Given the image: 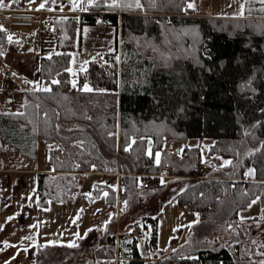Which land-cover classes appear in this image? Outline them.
Listing matches in <instances>:
<instances>
[{"label": "trees", "instance_id": "16d2710c", "mask_svg": "<svg viewBox=\"0 0 264 264\" xmlns=\"http://www.w3.org/2000/svg\"><path fill=\"white\" fill-rule=\"evenodd\" d=\"M185 5V0H93L77 16H48L60 49L39 59L38 78L49 91L33 88L21 111L0 113V137L30 159L36 158L37 140L54 144L48 153L53 171L36 173L37 205L70 199L79 189L76 180L92 169L117 168L124 199L138 189L136 174L149 171L146 165L166 138L183 143L212 138L208 154L229 163L218 169L209 164L174 199L184 210L199 212L210 227L223 223L237 238L232 247L194 246L144 261L137 238H128L119 245L120 264H260L264 228L251 240L244 233L248 221L238 213L257 198L264 224V19L187 15L192 9ZM98 21L119 25V60L111 55L101 66L89 59L72 89L69 50L78 25ZM85 81L92 91L82 90ZM72 124L79 128H64ZM201 163L198 146L185 145L179 155L164 151L161 164L176 175L193 176ZM250 167L252 179L245 175ZM95 189V194L107 190L108 201L115 202L116 190L101 184ZM133 223H144L146 247L155 249L156 215ZM93 253L98 264L114 258V234ZM35 254L36 261L44 257L43 250Z\"/></svg>", "mask_w": 264, "mask_h": 264}, {"label": "rangeland", "instance_id": "374dc122", "mask_svg": "<svg viewBox=\"0 0 264 264\" xmlns=\"http://www.w3.org/2000/svg\"><path fill=\"white\" fill-rule=\"evenodd\" d=\"M91 1L93 0H84L81 4L77 5L76 1L74 0V2L72 1L65 8V10L73 9L74 12L68 11L56 14L77 16L80 12L87 11V5ZM232 1L234 0H190V2L187 3V6H185L188 7L189 3L194 4L197 2L198 5H195V8L201 14H221V12H229V10L224 7V4L227 3L228 7V4H234ZM235 7L236 5L234 4V8ZM186 14L195 15L193 12H186ZM48 16H50L49 12L45 15V18L47 19ZM0 26L6 30H8L7 28H10V26L6 25L0 24ZM89 26L93 27L96 32H99L107 25L101 21H98L96 24H93V26ZM85 27L86 24L79 25L76 41L69 50L70 65L68 69H71V71L68 72L72 86L73 81H75V88H78L79 74L86 68L89 59L99 58L106 64L105 60L111 55L117 57L118 60L120 57L118 56L119 53H115L113 51H93L90 56L86 48L87 45L83 44L85 41V43L91 42L89 41V38L88 40H83V30ZM47 28L50 30V26H47ZM23 29L31 30L29 27H24ZM54 39L56 38L54 37ZM97 40V44L103 43L101 38ZM107 44L108 43L105 45ZM108 45L111 47L110 43ZM13 53L14 48L11 47L7 49V52L4 54H6L8 57ZM10 60L11 58L9 61ZM30 72V74H32L33 71L30 70ZM85 84L90 87L88 82ZM85 84H83L82 87H84ZM46 87L47 85H44L42 88ZM212 141V138H204L201 140L198 138H188L186 145H198L201 151L202 164L207 165L209 163L207 149ZM38 142H42L41 146L45 144L44 141L37 140L36 158L38 154ZM181 146L182 143L180 142L175 145L174 148L179 149ZM21 156L18 155V161L10 162V165L20 167H43L46 162L43 157V150L40 151V155H38V159L36 161H34L36 158L30 159ZM217 156L218 159H226L224 156L218 154ZM246 177L248 179H252L254 177V169L253 175L251 177ZM189 182V179L178 178L166 180L163 185L151 187L149 189H132L129 191L125 201L120 198L121 201H123V203L121 202V207L124 205V208L121 209V211L126 217H130L133 212H157L158 242L155 248L157 252H170V250L173 249L171 247L175 246V242L179 240H186L188 235L190 237L193 235L195 236L196 233L200 231L201 227L203 228L202 232H205L204 235L206 236V241L198 244H196V241L195 244L189 242L187 246L190 248L194 246L216 248L224 245L231 248L232 243L235 242L237 238L231 234V232L226 230L224 225H222L223 223H220L217 227H210V225L204 220H198L199 213L197 211L184 210L180 207L177 200L173 198V196L178 191L183 189ZM99 184L111 187L114 190L118 187L114 177L95 176L86 173L83 180L79 184V189L72 194L70 199L65 201H49L47 205H37L35 202H33V200L30 201L29 204L31 205V209H35L37 212V223L33 228L34 230L32 235L38 239V243L36 248L34 247L29 250H25V248L22 250L11 247V255L6 254L8 251H10L9 246H0V248L3 249V251L0 252H4V254L11 256V260H9L8 264H67L68 262H75L76 264H79V262L82 263L83 261L87 262L88 264H96L93 249L96 245L102 243L103 234L110 232V228L113 225V216H116L118 208H121L119 206L120 204L117 205L115 202L113 203L108 201V198L105 195L107 190L101 191L99 194H95V188ZM253 201H255V203H253ZM132 209L134 210L133 212ZM260 212L261 206L259 200L255 198L247 207L241 209L238 213L239 219H246L248 221V228L244 230V233L247 235V237L252 238L251 240L260 238L261 229L264 228V224L260 219ZM110 215L113 216L108 218ZM21 216L23 217V215ZM251 217L254 218L251 220ZM77 236H79V238L76 239ZM239 238L241 237H238V239ZM249 238L247 240H250ZM139 247L142 251L145 250L144 238L139 239ZM244 248L246 250L249 248V243L246 242V240ZM37 250L44 251V254L39 255L44 257H39L40 259H38V261L35 260V253ZM79 256L81 257L79 258V261H77ZM145 257L148 258V256ZM81 258L82 260H80ZM118 262V264H120L123 262V259L119 258ZM104 264H117L116 257L108 259L106 262H104Z\"/></svg>", "mask_w": 264, "mask_h": 264}, {"label": "crops", "instance_id": "0c3cea01", "mask_svg": "<svg viewBox=\"0 0 264 264\" xmlns=\"http://www.w3.org/2000/svg\"><path fill=\"white\" fill-rule=\"evenodd\" d=\"M72 1L73 0H34V2L29 3V0H15V2H13V0H3L4 4L8 5L7 7L4 8H10V9H39V5L41 3H44L45 7L42 10L48 11L50 15L51 14L54 15L60 12H68V11L74 12L73 9L65 10L66 6ZM75 1L78 5L81 4L82 1L84 0H75ZM232 2L236 5V7L234 8V4H228L229 6L227 7V3H226L224 4L225 6L224 5L223 6L226 7L227 10H229V12L228 11H226L225 13L221 12V14L220 13H214V14L209 13L208 15L201 14L195 8V5L196 6L198 5L197 2L194 3V7L191 9L196 16L235 17V18L241 17V18L264 19V2H262V0H236V1L234 0ZM79 25H83V24H79ZM24 27H28V26L10 27L7 28L8 30L4 28L3 31H0V38H1L0 53H2L0 54V78L2 79V82L5 85L9 84L10 82H15L17 84L16 87L13 89H6L5 91H1L0 113L21 111L23 104L28 99L27 92L33 88L43 89L42 87L45 84H43L38 78L39 59L41 56H48L52 53H56L60 51L57 45V38L54 39V36L52 34L54 31L51 28L45 35H42V37L39 38V36H37L35 30L32 27H29L31 30L23 29ZM83 33H84L83 40H88L89 38V41H91L90 43L88 42L85 43L86 41L83 42V44L87 45L86 48L90 56L93 53V51L96 52L113 51L115 53H119L120 51L119 25H115V26L107 25L103 30L96 32L93 27L89 26V24H86ZM9 36H11V42L8 39ZM99 38L103 40V43L97 44L98 41L97 39ZM106 43L108 44L110 43L111 47L108 44L105 45ZM11 47L14 48V53L16 55L13 53L11 56L7 57V55L4 53H6L7 49ZM10 58L11 60L9 61ZM30 70L33 71L32 74H30L31 73ZM86 82L87 81L83 82V84H85ZM46 88H48V86ZM71 88L77 89L72 85ZM64 128L75 129V128H79V126H77L76 124H72V125L64 126ZM169 139H173V138H166L162 150L155 152V154L159 153V161H160L159 164L156 163L155 154H154L153 164L160 165L162 163L163 152L167 151V148H169L167 144V141ZM173 141L174 144L172 145V148L176 150L179 155L187 142L185 143L181 142L182 146L179 149H177L174 148V146L180 143V141L175 139H173ZM213 142L214 140L209 144V146L212 145ZM41 143L42 142H38V154H37V158L34 159V161L38 159V155H40V151L43 150V157L46 160L43 167L13 166L10 165L11 164L10 162H14V161L17 162L18 155L20 154L16 151L14 147H12L10 144H7L4 138L0 137V226H3L2 229H0V246L1 247L5 246V244L3 243L4 241H7L8 245H11L9 246L10 251H8L6 254L11 255V247L16 249L31 248V247H35L38 243V239L32 235L34 230L33 228L37 223V212L35 209H31L30 207L31 205L29 204V202L33 200V202L36 203L38 197L36 194V179H35L36 173L53 171L51 165L48 162V153L49 150L54 146V144H48V143H45L43 146H41L42 145ZM150 143L151 142L149 141L147 147L148 153L150 152ZM194 146H198V145H191L188 147H194ZM207 154H208V149H207ZM207 156L209 163L207 162L208 164L204 165L205 167L211 164L215 169H218L221 166L228 164L225 163V161L228 162L230 161V159L227 157H225L226 159H218L217 154H208ZM250 170H251V174H249ZM87 174L95 175V176L114 177L116 179V183L118 186L116 188L117 190L115 189L116 190L115 203L117 205L120 204L119 206L121 207V202L123 203V201H125V198H127V196L124 199H122L123 201H121L120 196L118 194L121 173L117 168L107 173H102L96 171L95 169H92L90 171H87ZM245 175L248 177H251L253 175L252 167H250L245 171ZM178 178L189 179L190 182L193 179H195V177L193 176L176 175L172 178L163 179V183L161 182L160 186L163 185L166 182V180H172ZM123 208L124 205L120 209L118 208L116 212V216L110 215L108 217L110 218L111 216H113L112 219L113 225L110 228V232H108L107 234H103V239H102V243H104L106 236L109 233L114 234L115 249H116L115 257L117 260V264L119 263L118 262L119 258H122L124 260V258L121 256L119 252L120 242L122 241V239L134 238V237L123 236L121 235V232L127 228L128 224L133 223V221L137 219L150 215L151 216L156 215L157 217V212L136 213L133 212L134 211L133 209H132L133 214L130 217H126L121 211V209ZM21 215H23V217ZM9 217H12V219H8ZM198 220L199 221L203 220V218L200 216V213ZM157 221H158V217H157ZM138 226L142 227L145 230L144 223ZM202 230L203 228L201 227L200 231L197 232L195 236L193 235L192 237H190L188 235L186 237V240L184 241L179 240L175 242L176 243L175 246L171 247L173 249H171L170 252L167 253H164L163 251L157 252L156 249L149 250L146 247V243H145L146 236L144 234L142 237H140V238H144V245H145L144 251H142L139 247L140 238H137V246L141 258L144 261H150L155 259L154 256H164L168 253L179 252L184 248L187 250H192L194 247L190 248L189 246H187L189 242L195 244L196 241V244H198L206 241L205 240L206 236L204 235L205 232H202ZM77 238H79V236H77L76 239ZM157 242H158V236H157ZM0 251H3V249L0 248ZM6 254H4V252H0V264H4V263L6 264V262H9V260H11V256L10 255L8 256ZM145 256H148V258ZM80 257L81 256L77 258V261H79ZM80 260H82V258ZM95 263L98 264L96 260ZM67 264H76V263L68 262ZM79 264H88V263L83 261L82 263L79 262Z\"/></svg>", "mask_w": 264, "mask_h": 264}, {"label": "built area", "instance_id": "2783aa9c", "mask_svg": "<svg viewBox=\"0 0 264 264\" xmlns=\"http://www.w3.org/2000/svg\"><path fill=\"white\" fill-rule=\"evenodd\" d=\"M189 1L190 0H185L186 6ZM47 13L48 11L42 9H10L0 7V24L10 27H32L35 30L37 36L41 38L42 35H45L49 31V28H47L48 22L45 18V15ZM52 34L55 38L57 37L56 33L53 32ZM96 61L99 65L105 66V63L99 58H97ZM16 85L17 84L15 82H10L9 84L5 85L0 78V91L13 89L16 87ZM167 144L169 146V148H167V151L177 155L178 152L172 148V145L174 144L173 139H169L167 141ZM146 167L149 171L136 174V176L138 177V189H149L151 187H157L160 185L161 180L176 176V174L172 172V167L170 165H155L152 163L146 165ZM153 168H155V170H152ZM197 169L198 171L195 175H193V177L200 178L203 176V174H205L206 167L201 163ZM86 173L87 172H83L80 178L76 180V182L80 183ZM121 235L140 238L144 235V229L136 225L135 223H130L127 225V228L121 232Z\"/></svg>", "mask_w": 264, "mask_h": 264}, {"label": "snow or ice", "instance_id": "6c2138e0", "mask_svg": "<svg viewBox=\"0 0 264 264\" xmlns=\"http://www.w3.org/2000/svg\"><path fill=\"white\" fill-rule=\"evenodd\" d=\"M13 2H15V0H13ZM32 2H34V0H29V3H32ZM73 2H74V0H73ZM262 2H264V0H262ZM7 6L8 5L4 4L3 0H0V7H7ZM44 7H45V4L44 3H41L39 5V9H43ZM188 7L189 8H193L194 7V4L189 3L188 4ZM39 9H37V10H39ZM3 30H4L3 27L0 26V31H3ZM8 39L11 42V36H9ZM0 54H2V53H0ZM68 71H71V69H68ZM13 75H15V74H13ZM29 83H31V82H29ZM52 83H58V81H52ZM73 87H75V81H73ZM41 90L42 91H49L48 88H43ZM82 90L83 91H89V92L92 91V89L87 84L84 85V87H83ZM20 114L22 115V113H20ZM127 150L128 149L126 148L125 151H127ZM149 154L151 155V153H149ZM155 155H156V163L159 164V162H160L159 161V153H156ZM225 163H229V162L228 161H225ZM249 174H251V170H250ZM161 182L163 183V180H161ZM105 195H107V193H105ZM125 203H127V202H125ZM253 203H255V201H253ZM8 219H12V217H9ZM2 227L3 226H0V229H2ZM3 243L6 246H11V245H8V242L7 241H4ZM72 246H75V245H72ZM6 264H8V262H6ZM260 264H264V261H261Z\"/></svg>", "mask_w": 264, "mask_h": 264}]
</instances>
